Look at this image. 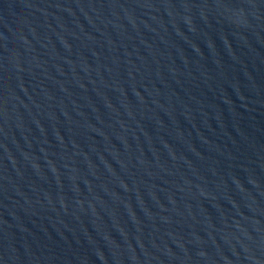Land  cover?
<instances>
[{
	"label": "water",
	"instance_id": "1",
	"mask_svg": "<svg viewBox=\"0 0 264 264\" xmlns=\"http://www.w3.org/2000/svg\"><path fill=\"white\" fill-rule=\"evenodd\" d=\"M0 264H264V0H0Z\"/></svg>",
	"mask_w": 264,
	"mask_h": 264
}]
</instances>
